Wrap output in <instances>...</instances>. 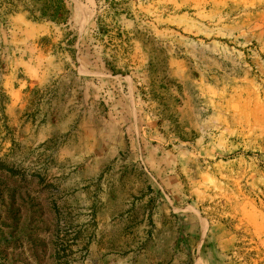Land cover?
Here are the masks:
<instances>
[{
  "label": "rangeland",
  "instance_id": "obj_1",
  "mask_svg": "<svg viewBox=\"0 0 264 264\" xmlns=\"http://www.w3.org/2000/svg\"><path fill=\"white\" fill-rule=\"evenodd\" d=\"M0 233L264 264V0H0Z\"/></svg>",
  "mask_w": 264,
  "mask_h": 264
},
{
  "label": "trees",
  "instance_id": "obj_2",
  "mask_svg": "<svg viewBox=\"0 0 264 264\" xmlns=\"http://www.w3.org/2000/svg\"><path fill=\"white\" fill-rule=\"evenodd\" d=\"M19 225V222H16ZM42 233H0V248L21 249V253H27L26 260L40 264L43 257H37L38 250L46 253L47 247L41 242H38V236Z\"/></svg>",
  "mask_w": 264,
  "mask_h": 264
}]
</instances>
